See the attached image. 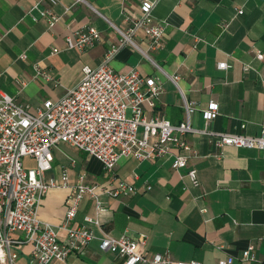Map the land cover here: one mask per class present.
Here are the masks:
<instances>
[{
  "label": "crops",
  "instance_id": "crops-1",
  "mask_svg": "<svg viewBox=\"0 0 264 264\" xmlns=\"http://www.w3.org/2000/svg\"><path fill=\"white\" fill-rule=\"evenodd\" d=\"M37 2L61 16L55 25L44 17L33 18L30 9ZM141 13V0H58L56 4L0 0V94L9 93L29 103L32 110L46 99L58 100L82 78L84 66L96 67L103 61L111 44L122 38L118 29H127ZM152 20L166 23L164 44L152 52L155 63L125 45L111 66L123 72L135 68L155 77L163 87L155 112L172 123L184 120L185 97L196 105L194 126L259 134L264 126V0H157ZM87 25L100 30V41L84 51L67 48V35ZM135 39L147 47L143 30ZM54 47L60 51L53 53ZM221 61L231 66L219 68ZM35 64L52 80L38 77ZM172 76L178 77L177 83ZM211 100L219 103V113L206 122L203 110ZM186 138L191 156L188 167L180 169L173 167L172 156L155 160L131 156L122 158L110 172L99 159L69 144L54 148L47 178H60L67 168L74 183L86 173L89 182L100 185V200L109 211L101 216V225L86 222V215L95 217L97 212L95 201L85 196L73 222L87 224L96 237L85 253L50 264H123L119 255L101 250L104 232L146 233L150 252L169 251L174 259L202 264H217L230 256L235 264H247L242 253L252 246L255 259L250 264H264V150L221 148L198 132ZM25 162L35 164L33 157ZM192 167L198 170L199 185L187 175ZM112 177L115 184L125 180L137 192L110 196L104 189L111 186ZM69 193L66 187L50 188L39 207L40 219L61 224ZM66 234L60 231L62 238ZM31 251V243L20 246L17 264H30Z\"/></svg>",
  "mask_w": 264,
  "mask_h": 264
},
{
  "label": "built area",
  "instance_id": "built-area-1",
  "mask_svg": "<svg viewBox=\"0 0 264 264\" xmlns=\"http://www.w3.org/2000/svg\"><path fill=\"white\" fill-rule=\"evenodd\" d=\"M141 4V15L132 20L127 29H118L122 38L111 44L103 61L96 67L84 66L82 78L58 100L46 99L32 110L29 103L6 92L0 94V264H17L19 247L25 243L32 244L30 264L65 261L73 253H85L96 237L87 224L73 220L88 195L95 201L97 215H86L84 220L101 225V216L109 208L100 200V185L89 182L86 173L71 182L67 168L62 170L60 178L46 176L53 167L52 150L63 143L96 157L110 172H114L122 158L131 156L139 160L172 156L175 169L188 167L191 146L186 136L193 132L207 136L221 148L233 145L264 150V126L256 135L217 131L208 126L198 128L192 121L196 105L185 97V118L172 123L155 112L156 100L163 88L155 77L143 75L135 68L123 72L111 66L112 59L125 45L134 46L155 63L152 52L164 44L166 23L152 20L157 0H141ZM65 9L69 11L70 7ZM34 10L38 11L37 16L33 14ZM30 12L34 19L46 18L50 26L61 18L52 9L42 8L39 2ZM139 30H143L149 39L146 48L135 39ZM100 39V30L87 25L68 34L66 46L84 51ZM58 51L59 47L53 48V53ZM258 57L263 58V54L259 52ZM230 66L228 61L218 63L222 69ZM35 69L38 77L52 80L40 64H35ZM171 79L175 83L178 81L177 76ZM218 113L219 103L213 100L203 110L206 122ZM241 127L245 128L246 123ZM27 157L34 158L33 166L26 164ZM187 175L194 185L200 184L197 168H190ZM111 181V186L104 191L112 197L137 192L136 187L125 180L115 184L112 177ZM53 187L70 189L66 217L59 225L39 217L42 200ZM150 188L147 185V189ZM61 230L67 232L65 238L60 236ZM148 239L146 233L114 236L104 232L99 246L104 252L122 257L123 264H202L198 260L174 259L169 251L150 252ZM252 248L249 246L242 253L241 259L247 264L255 259ZM217 264H235V257L220 259Z\"/></svg>",
  "mask_w": 264,
  "mask_h": 264
},
{
  "label": "rangeland",
  "instance_id": "rangeland-1",
  "mask_svg": "<svg viewBox=\"0 0 264 264\" xmlns=\"http://www.w3.org/2000/svg\"><path fill=\"white\" fill-rule=\"evenodd\" d=\"M52 153L54 154V149L52 150Z\"/></svg>",
  "mask_w": 264,
  "mask_h": 264
}]
</instances>
